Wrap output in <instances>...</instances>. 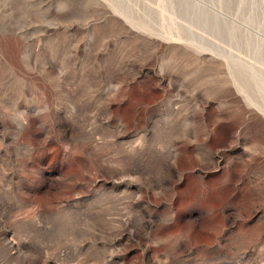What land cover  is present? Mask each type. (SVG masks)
<instances>
[{
	"label": "rangeland",
	"instance_id": "374dc122",
	"mask_svg": "<svg viewBox=\"0 0 264 264\" xmlns=\"http://www.w3.org/2000/svg\"><path fill=\"white\" fill-rule=\"evenodd\" d=\"M0 264H264V0H0Z\"/></svg>",
	"mask_w": 264,
	"mask_h": 264
}]
</instances>
